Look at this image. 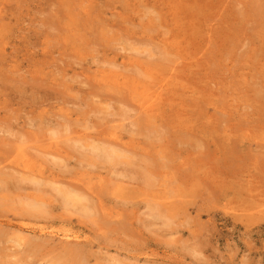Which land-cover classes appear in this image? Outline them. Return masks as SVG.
I'll return each instance as SVG.
<instances>
[{"label": "rangeland", "instance_id": "obj_1", "mask_svg": "<svg viewBox=\"0 0 264 264\" xmlns=\"http://www.w3.org/2000/svg\"><path fill=\"white\" fill-rule=\"evenodd\" d=\"M0 264H264V0H0Z\"/></svg>", "mask_w": 264, "mask_h": 264}, {"label": "bare ground", "instance_id": "obj_2", "mask_svg": "<svg viewBox=\"0 0 264 264\" xmlns=\"http://www.w3.org/2000/svg\"><path fill=\"white\" fill-rule=\"evenodd\" d=\"M154 100L156 101L157 99H154ZM103 141L98 140L94 142L93 144H90V148L92 151H94L95 153L98 152L99 156L100 154L103 155L101 156V158L108 160V161H117L123 156H126L124 155L125 152L122 148L124 149H127V148L122 147V143H119L118 141H116V138L109 139V141H106V142L105 141L103 142ZM75 142H78L79 144V141L74 140V143ZM38 182L40 181L34 180V183L38 184ZM63 187L56 186L55 190L61 196V199L63 200L64 203L68 205L78 206L80 210H90L89 207H91L90 204L92 203V199H90L89 197L83 194L77 193L72 187L67 188V189H64ZM35 205H36L35 202L34 203L31 202V206H35Z\"/></svg>", "mask_w": 264, "mask_h": 264}]
</instances>
